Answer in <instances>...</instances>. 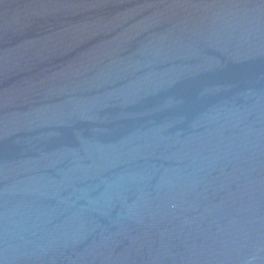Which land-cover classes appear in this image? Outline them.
Segmentation results:
<instances>
[{"label":"water","instance_id":"95a60500","mask_svg":"<svg viewBox=\"0 0 264 264\" xmlns=\"http://www.w3.org/2000/svg\"><path fill=\"white\" fill-rule=\"evenodd\" d=\"M0 264H264V0H0Z\"/></svg>","mask_w":264,"mask_h":264}]
</instances>
